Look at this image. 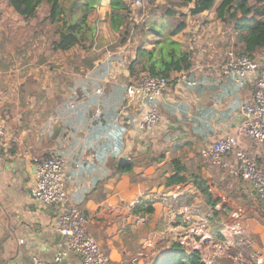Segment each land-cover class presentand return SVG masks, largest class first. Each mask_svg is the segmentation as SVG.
Returning a JSON list of instances; mask_svg holds the SVG:
<instances>
[{
    "label": "crops",
    "instance_id": "crops-1",
    "mask_svg": "<svg viewBox=\"0 0 264 264\" xmlns=\"http://www.w3.org/2000/svg\"><path fill=\"white\" fill-rule=\"evenodd\" d=\"M188 28L173 38L185 39V49L192 53L194 84L178 82L173 74L157 103L161 121L145 133L134 128L142 105L126 94L133 78L129 71L114 75L109 69L114 61H105L113 52L103 57L95 48L54 52L64 63L51 85L31 81L21 90L22 80L10 82L11 71L1 74L0 121L6 134L0 142V264L51 260L62 246V237L50 228L59 205L30 196L34 158L52 155L66 158L65 182L72 202L87 216L89 231L115 264H159L174 241L187 252L197 250L204 264H220L214 259L225 257L219 248L232 249L243 241L240 248L254 253L252 264H264V218L251 205L252 191L199 154L210 142L237 132L252 90L222 81L217 67L224 44L213 42L205 50L184 34ZM230 37L240 46L234 33ZM46 90L56 94L55 99H47ZM38 92L46 94L43 99L35 97ZM70 92L72 98L58 96ZM241 145L261 154L246 138ZM174 160L186 167L180 174L186 180L167 185L175 175ZM127 163L130 168L124 169ZM193 177L206 183L214 205ZM188 226L199 233H189ZM238 251L230 256L234 264ZM60 264L82 260L70 254Z\"/></svg>",
    "mask_w": 264,
    "mask_h": 264
},
{
    "label": "built area",
    "instance_id": "built-area-1",
    "mask_svg": "<svg viewBox=\"0 0 264 264\" xmlns=\"http://www.w3.org/2000/svg\"><path fill=\"white\" fill-rule=\"evenodd\" d=\"M135 8L149 12V0H129ZM148 5V7H146ZM218 64L219 78L239 87H253L250 99L241 109V122L234 134H225L200 149V156L219 171H224L238 183H245L256 214L264 218V66L259 60L232 50L224 53ZM175 80L194 84L190 76L193 69L176 72ZM170 79L160 75H145L126 87L128 99H140L142 112L134 124L140 133L155 129L160 122L157 103L167 91ZM0 97V106H1ZM100 116L98 111L94 114ZM6 127L0 121V142L5 137ZM242 138L250 140L260 155L251 153L241 145ZM35 181L30 196L42 204L57 203L58 214L50 228L62 237V246L51 260L33 258L29 264H60L70 254L78 255L82 264H115L97 243L88 229V218L71 199L66 188V158L62 155L34 158ZM194 234L199 232L191 227ZM23 241L21 240L20 243ZM219 253L226 249L219 248ZM203 262V261H202Z\"/></svg>",
    "mask_w": 264,
    "mask_h": 264
},
{
    "label": "rangeland",
    "instance_id": "rangeland-1",
    "mask_svg": "<svg viewBox=\"0 0 264 264\" xmlns=\"http://www.w3.org/2000/svg\"><path fill=\"white\" fill-rule=\"evenodd\" d=\"M191 1L192 0H149L148 5L150 12L145 13L144 9L133 7L129 0H100L99 4L95 5V11L98 13L97 19L90 28H87L85 25L83 26L81 32V36L84 39L83 43L81 45H76L71 51H74V48H76L77 51L86 52L95 48L98 49V53H102L100 54L101 57L107 55L109 52H113L111 54L112 58L105 60L109 63L114 61V64L110 65L109 69L112 70L114 75H122L121 71L127 73L128 64L136 58V51L141 40L143 41L142 48L147 49V46L150 45V49H152L156 44V41L159 39L156 38L154 33L143 36L140 33V28L135 31H125L124 24L131 21L130 23L134 24L135 27H149L150 25H155L154 21H157V25L160 27L162 26L163 21L157 19L162 13H164L165 9L159 8L163 6L162 8L175 7L179 11L176 16L177 18L173 19L167 17V20L164 19V21L176 24L178 19H182L180 13L184 14L186 25L189 27L184 34H189L192 40L194 39L195 45L205 48L206 50L212 47L213 42L215 44L221 42L224 44L222 56H224V53H226L227 50H232L235 53L238 52V46L234 44L233 38L230 37L232 34V25L236 19H239L246 13L248 14L249 9L244 6H234L228 15L229 18H226L230 21L229 23L223 22L217 18L215 8H212L213 10L211 9V11H208L203 15L195 17L191 16L189 20L187 17L189 8L192 5ZM72 2L73 0H62V5L65 8H68ZM122 3H124L126 7L125 10L111 7L112 4L120 7V4ZM221 3L222 0H216L215 7L219 6ZM253 3L254 1L251 0L249 5H252ZM263 4L264 0H260L253 5L261 6ZM148 5L146 7H148ZM46 11L47 9L45 10V6H40L36 17L25 22L13 10H9L6 0H0V77L3 72L11 71V76L9 78L10 82L16 84L22 80L24 86L21 90L28 87L31 81H37L42 84L48 83L51 85L52 76L58 72L57 69L62 68V64L64 63L62 58L54 55V52H58L59 50H54L52 46L53 40L56 37L57 27L46 21L40 22V20L46 15ZM67 13L68 11L66 10L65 16ZM112 15L115 18L112 17ZM74 16L77 18L80 16L79 8L74 10ZM86 31L87 36H85ZM122 37L126 38L125 43H120ZM226 39L229 41H226L225 43ZM184 40L185 39L182 38L177 41L185 46ZM253 57H256L264 66V48L258 50ZM144 58L145 53L137 58V63L134 64L136 70H140L141 62ZM73 66L70 67L69 78L73 77ZM13 71H17V75L14 74ZM145 73L146 72L139 71L138 77L140 76L139 78H141L147 75ZM64 74L66 76L68 73ZM138 77H132V82L135 83V80L138 79ZM27 94L29 100H33L30 94ZM42 94H48L45 96L47 99H55V96H57L46 90V94L38 92L35 97L43 99ZM72 94L74 93L70 92L69 95L60 94L58 96L61 99H64L65 97L72 98ZM131 100L134 103H136L135 101H140L139 98L136 99L135 97H132ZM139 101L138 106L140 104ZM190 229L191 227L188 226V232L196 235L193 231H190ZM242 243L243 241H240L238 246L234 245L232 249L227 248L225 257L223 259L216 257L214 258L215 261L220 264H234L235 261L231 259L235 257L230 256L237 254V251L240 250L238 251L240 255L236 264H252L251 260L254 253L246 249L242 250L240 248ZM243 247L248 249L247 244H243ZM210 251L215 252V249L211 248Z\"/></svg>",
    "mask_w": 264,
    "mask_h": 264
},
{
    "label": "trees",
    "instance_id": "trees-1",
    "mask_svg": "<svg viewBox=\"0 0 264 264\" xmlns=\"http://www.w3.org/2000/svg\"><path fill=\"white\" fill-rule=\"evenodd\" d=\"M250 1L251 0H222V3L215 7L216 0H192V5L189 8V15L197 16L215 8L217 18L223 22L229 23L230 21L226 18L234 6H244L248 8V14L242 15V17L234 21L232 33H234L235 41L240 43V46H238L239 53L236 52V54L247 55L254 58L253 56L258 50L264 48V4L261 6L253 5L260 1L253 0L254 3L249 5ZM6 2L25 22L35 18L40 6H45V10L47 9L46 15L40 22L46 21L57 27L56 37L52 45L53 49L67 51L83 43L84 39L81 36L82 28L84 25L90 28L97 19L98 13L95 11V5L99 4L100 0H73L68 8L62 5V0H6ZM111 7L119 8L120 10L126 9L124 3L120 4V7L114 4H112ZM162 7L163 6L159 8L165 9L164 13L157 19L163 21L160 27L157 25V21H154L155 25H150L149 27H135L134 24L130 23L131 21L124 24L125 31H135L140 28V33L143 36L154 33L156 38L159 39L150 50L142 48L143 41L141 40L136 51V58L128 64V71L131 77H138L139 71H141L146 72L145 74L147 75H160L171 79L172 75L176 72L192 69L193 62L191 51H187L182 43L173 38L176 34L185 29L186 22L183 19H178L176 24L164 21V19L167 20V17L173 19L177 18L176 16L179 11L175 7ZM76 8H79L80 12L78 18L74 16V10ZM66 10L68 13L65 16ZM180 16L181 18L185 17L182 13H180ZM112 17L114 16L112 15ZM85 36H87V31L85 32ZM125 41V37L120 39V43H125ZM144 53L145 61L141 62L140 70H136L134 64L137 63V58ZM223 59L224 57L222 56L220 62ZM139 77L135 81H138L140 79ZM250 89L252 90L253 87H250ZM173 165L175 168V175L169 177L166 182L167 185L180 183L186 180V177L180 175L185 172L186 167L179 166L178 160H174ZM129 168L130 164L127 163L124 169ZM193 182L206 197L207 202L214 205L215 203H213L211 199V194L208 191L206 183L197 177H193ZM146 211L149 212L150 209H146ZM159 264H203V262L197 250L187 252L182 244L174 241L169 245L167 251L161 257V262Z\"/></svg>",
    "mask_w": 264,
    "mask_h": 264
},
{
    "label": "water",
    "instance_id": "water-1",
    "mask_svg": "<svg viewBox=\"0 0 264 264\" xmlns=\"http://www.w3.org/2000/svg\"><path fill=\"white\" fill-rule=\"evenodd\" d=\"M252 192L255 193V189H253Z\"/></svg>",
    "mask_w": 264,
    "mask_h": 264
}]
</instances>
